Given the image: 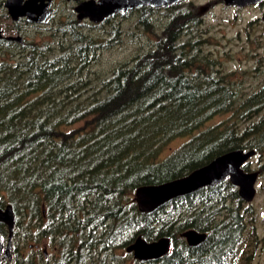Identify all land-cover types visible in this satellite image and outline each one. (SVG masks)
Here are the masks:
<instances>
[{"label": "trees", "instance_id": "1", "mask_svg": "<svg viewBox=\"0 0 264 264\" xmlns=\"http://www.w3.org/2000/svg\"><path fill=\"white\" fill-rule=\"evenodd\" d=\"M186 5L142 7L139 23L153 33L151 17L165 10L163 33L99 87L91 86V68L120 43L122 25L111 23L120 14L94 25H107L109 38L86 34L74 20L54 33L65 41L33 43L20 62L0 61V206L12 204L20 238L38 245L50 237L59 249L50 260L40 250L23 258L19 247L14 263L1 264H251L254 255L242 252L258 245L255 212L230 178L151 212L135 200L138 188L229 152L264 154V59L250 90L234 73L214 72L218 58L199 56L204 40L184 38L203 23ZM216 116L227 118L211 123ZM190 229L207 238L190 245L182 236ZM0 230L8 235L6 224ZM138 237L169 238L171 251L136 259L127 247Z\"/></svg>", "mask_w": 264, "mask_h": 264}, {"label": "rangeland", "instance_id": "2", "mask_svg": "<svg viewBox=\"0 0 264 264\" xmlns=\"http://www.w3.org/2000/svg\"><path fill=\"white\" fill-rule=\"evenodd\" d=\"M185 4H187L188 9L190 8L192 12L203 18V23L198 26V32L200 33L193 32L184 37L204 40L199 56L209 55L212 58H218V63L211 68L214 72L229 74L228 78H232L231 74L234 73V80L243 79L246 81L244 87H248L249 90L256 87L259 78H256L254 73L258 66V59L261 56L264 59V2L260 7L248 6L242 8L227 5L221 0H186ZM74 5L75 1L73 0H59L54 18L48 25L29 28L27 24H24L21 29L25 33L29 29L26 37L32 43L54 42V40H58V42L65 41L64 37H54L53 34L58 27L67 26L69 22L76 20L77 12L74 9ZM139 18V12L129 14L127 17L115 16L112 18V24L119 23L122 25L121 41L118 45L104 50L99 61L91 68V71L95 73L91 74V76L97 77L96 80L90 77L91 86H98L97 80L109 77L116 66L123 62L131 61L134 56L151 50L155 46L158 35L163 33V28L169 21V18L165 16V10H160V12L151 17L155 25V33H153L142 28ZM256 21H258V25ZM252 26L254 27L252 28ZM1 29L6 35L15 33L14 23L3 8H0ZM82 29L86 34H90L94 38L110 37L109 35L107 36V25L97 27L90 25L88 20L84 21ZM59 32L63 33L62 31ZM21 59L20 48L0 45V61L18 63ZM220 64H224L225 67L223 68ZM204 67L206 66L204 65ZM248 72L250 75H247ZM85 93L90 95L94 92L89 89ZM226 118L227 116H216L211 123H221ZM80 126H84V123H77L71 126L70 129L79 128ZM247 164L248 172H258L257 194L254 200L250 202L255 212L254 222L251 223V227L254 226L256 230L258 245L257 248L252 245L251 247H243L246 251L242 253L246 255L248 251L249 255H254L251 264H264V170L261 169L262 164H264V154L261 156L257 153L248 160ZM15 231V258L19 247H23L22 252L19 251L21 256L23 254V258H26L29 253L36 250L44 251L47 254V259L50 260L59 255V249H57L55 242L50 237L42 238L38 245L35 242H31L30 244H33L31 247L25 239L20 238L21 229ZM37 246L38 248H36ZM117 252L123 254L122 249H118ZM238 255H241V253ZM230 264L240 263L231 261Z\"/></svg>", "mask_w": 264, "mask_h": 264}, {"label": "water", "instance_id": "3", "mask_svg": "<svg viewBox=\"0 0 264 264\" xmlns=\"http://www.w3.org/2000/svg\"><path fill=\"white\" fill-rule=\"evenodd\" d=\"M182 0H87L77 6L79 18L89 17L93 21H101L105 17L116 14L124 15L128 10L135 7L149 5L152 7H165ZM263 0H225L227 5L239 7L260 3ZM35 4V5H34ZM6 6L9 12L17 19L19 16L29 15L37 20H45L50 11H45L47 5L37 6L36 0H30L26 4H15L13 0H8ZM18 15V16H17ZM5 37L0 30V38ZM11 40L22 41L21 36H9ZM254 155L255 150H236L215 158L209 164L195 169L190 174L167 181L160 184L145 185L135 192V200L141 211L151 212L155 209L171 202L172 200L191 194L203 187L214 186L226 178H230L239 189L240 196L247 202H252L257 194L256 183L258 172H248L243 169V165ZM230 161V162H229ZM0 223H5L8 228V235L5 236L0 230V264L7 259L11 262L15 260L13 239L16 230V215L12 204L5 207L0 206ZM190 245H200L207 238L206 232L190 229L183 234ZM127 251L132 252L136 259L142 261L157 260L171 251V240L161 238L159 240L147 241L138 237L127 247Z\"/></svg>", "mask_w": 264, "mask_h": 264}, {"label": "flooded vegetation", "instance_id": "4", "mask_svg": "<svg viewBox=\"0 0 264 264\" xmlns=\"http://www.w3.org/2000/svg\"><path fill=\"white\" fill-rule=\"evenodd\" d=\"M13 1L15 2V4H18L19 5V3H20L21 5H23V4H26L30 0H13ZM58 1L59 0H36V5L37 6L40 7L42 5H47L48 7L45 9V11H48V10L50 11V14L46 17L45 20H37L36 19L37 16H38L37 14L35 15V17H33V15L32 16L25 15V16H19L17 19H15V17H13V15L9 12V8L6 6L8 0H0V8H3L4 10H6L8 16L13 21L14 27H15V31H14L15 33L14 34H8V35H6L4 33V31L1 29V31L3 32V34H4L5 37L0 38V45H2V46H11L12 48L18 47V48H20L21 56H23V54H24L25 51L30 50V46L33 43H32L31 40H29L26 37V34H27V32H28L29 29H27V31L25 33V31H22V29H21L22 28V25L27 24V26H29V28H32V27H42L43 25H48L49 22L54 18L55 12L57 10L56 9V6H58ZM73 1H75L74 9L77 12L76 13V20L75 21H77L78 23H80V24L83 25L84 24V21H88L89 20L90 21V25H98V26H101L102 24H104L106 22L107 17H105L101 21H93L89 17L80 19L79 18V12L77 11V6H79L82 2L87 1V0H73ZM96 1H99V0H96ZM181 2L185 3L186 0H182V1H179L177 3H181ZM224 2H225V0H224ZM263 2H264V0L262 2H260V3L251 4L249 6H259L260 7L261 4H263ZM177 3L171 4V5H175ZM144 6H149V5H144ZM144 6L135 7L133 9H130L124 15H122V17H127L129 14L136 13V12H140L141 8L144 7ZM231 6H234V7L239 8V6H236V5H231ZM150 7H152V6H150ZM246 7H248V6H246ZM152 8H160V7H152ZM240 8H242V7H240ZM117 16H121V14L120 15H117ZM9 36H21L23 40L22 41H19V40H11V39H8L7 38ZM53 36H54V34H53ZM3 224H5V223H3Z\"/></svg>", "mask_w": 264, "mask_h": 264}, {"label": "bare ground", "instance_id": "5", "mask_svg": "<svg viewBox=\"0 0 264 264\" xmlns=\"http://www.w3.org/2000/svg\"><path fill=\"white\" fill-rule=\"evenodd\" d=\"M123 1H127V0H123ZM230 162V161H229ZM14 254H15V249H14ZM15 260H16V258H15ZM15 260H14V262H15ZM14 262H12V263H14Z\"/></svg>", "mask_w": 264, "mask_h": 264}]
</instances>
